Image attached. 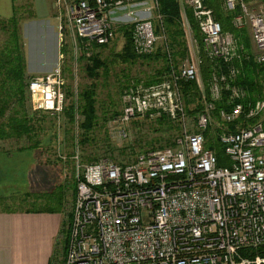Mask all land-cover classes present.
<instances>
[{
	"label": "built area",
	"instance_id": "2783aa9c",
	"mask_svg": "<svg viewBox=\"0 0 264 264\" xmlns=\"http://www.w3.org/2000/svg\"><path fill=\"white\" fill-rule=\"evenodd\" d=\"M143 1L54 0L53 5L64 10L73 62L86 60L93 45L113 38L112 11L120 8H126L134 54L152 53L163 36L161 16L157 0H147L150 4L142 11L155 9L157 34L151 14L141 18L130 8ZM209 1L176 0L179 23L182 31L184 25L190 29L189 11L206 56L230 64L240 50L232 33L222 31L214 19ZM220 1L227 11L238 6L231 24L247 25L253 60L264 64V0L256 9L243 0ZM57 20L61 44L64 27L59 15ZM193 42L195 52L189 54L186 48V57L162 79L125 87L120 110L111 118L125 138L129 122L163 115L176 127L169 145L138 150L121 162L106 157L82 161L74 146L69 156L74 195L64 214L67 232L60 264H264V99L242 102L243 92L231 88L225 98L228 108L215 110L224 76L212 75L205 96L198 84L200 59ZM164 51L168 53L166 45ZM64 60L65 54L57 51L49 71L27 79L32 110L56 116L62 112ZM236 73L230 65L227 76ZM179 80L198 85L200 106L193 114L187 113ZM212 116L219 121L213 130ZM207 129L213 131L225 165H217L205 146Z\"/></svg>",
	"mask_w": 264,
	"mask_h": 264
},
{
	"label": "rangeland",
	"instance_id": "374dc122",
	"mask_svg": "<svg viewBox=\"0 0 264 264\" xmlns=\"http://www.w3.org/2000/svg\"><path fill=\"white\" fill-rule=\"evenodd\" d=\"M39 1L41 0H16L17 4H26L25 14H27L26 11L32 13L31 18H23L19 24L25 75H33L32 72L36 71L41 73L49 71L56 61L57 51H61L65 54L64 88L65 91L71 93V95L64 93V105L71 98H76L80 88L93 82L97 120L95 127L90 132V140L82 144L78 141L80 138L77 126L80 119L78 114H75L74 121L69 123L63 113L56 116L44 111L32 110L29 98L24 100L22 111L32 120L33 135L29 136L30 138L20 137L18 140L0 139V208H38L43 205V201H37L36 196L53 188L55 192L63 191L62 198L68 208L71 202V193L74 190L73 166L69 158L74 146L80 150L82 161L88 162L89 157L95 159L106 157L112 161L121 162L127 160L136 151L147 148L148 145L145 142L158 135L152 131V128L156 126L154 119L142 118L129 122L126 125L130 130L129 136L122 138L117 133V125L111 121L112 116L108 115L112 111L117 113L120 110V95L125 88H122L123 85L134 83L137 78L145 79L160 66L161 61L136 60L131 64L119 62L114 53L120 50L124 39L120 30L114 27V36L106 46L92 49L93 52H98V55L105 61L107 73L99 72L96 78L88 77L83 69L85 60L81 58L82 60L75 63L70 56V31L65 23L63 7L58 10L53 5L54 0H42L43 6ZM261 1L244 0L246 5L252 9H256ZM21 9L22 7L19 10L21 11ZM150 14L153 29L157 28L156 33L160 34L154 8L151 9ZM58 15L62 18L60 23L64 27L61 32V44L58 42L56 30ZM44 20L47 29L43 27ZM239 29L247 35L249 42L247 52L253 57L254 47L249 29L246 24ZM183 31L187 53L192 54L195 52L194 37L186 25L183 26ZM233 37L237 43L236 36L233 35ZM163 40V36L159 35L156 47L160 46ZM238 47L240 52L244 53L242 46L238 45ZM198 84L203 91L199 78ZM194 104L195 102L189 103L186 105V109L192 108ZM13 108H15V104L14 107L12 105ZM12 109L6 114L9 115ZM104 114L105 116H103ZM213 120L215 123L213 122L210 127L212 130L219 123L214 117ZM212 130L209 131V136L212 141H215ZM172 133L175 134L176 130ZM31 142H35L36 146H27Z\"/></svg>",
	"mask_w": 264,
	"mask_h": 264
},
{
	"label": "trees",
	"instance_id": "16d2710c",
	"mask_svg": "<svg viewBox=\"0 0 264 264\" xmlns=\"http://www.w3.org/2000/svg\"><path fill=\"white\" fill-rule=\"evenodd\" d=\"M11 1L10 16L6 18L0 17V139L2 140H10L11 138L18 140L20 137L30 138L29 136L33 135L32 120L22 111L24 100L28 99L26 81L30 75L27 76L24 72L25 63L19 35L20 21L23 18H31L32 13L31 11H26L27 14H25L26 4H17L16 0ZM207 5L211 8L214 19L219 22L221 30L228 31L236 36L237 45L242 46L244 53L247 52L249 48L247 35L244 31L241 32L239 28H235L231 24L233 15L238 12V6L233 11H227L222 9L220 0H211ZM156 11L161 16L164 40L150 54L141 56L134 54L129 38L130 25L123 24L118 28L124 39L120 50L114 53L119 62L131 64L136 60L161 61L160 66L154 69L151 75L143 80L137 78L134 80V83L141 82L143 85L154 83L162 79L171 69H175L186 57V46L183 39V31L179 23L176 0H157ZM186 15L190 30L198 47V57L200 59L198 69L204 95H208V86L212 75H215L217 78L221 75L224 76V81L220 82L222 88L221 99L215 102V110L220 107L228 108L225 105V98L231 88L243 92L242 102H253L258 98L264 99V64L255 63L253 57L248 52L244 55L240 51H238L239 58L234 59L230 64L224 63L218 58L207 57L202 48L201 36L191 19L189 11H187ZM106 44L93 45V48H103ZM164 45L167 46L168 53L164 51ZM230 65L237 70V73L233 77L227 76ZM83 69L85 74L92 78H96L99 72L107 73L108 71L103 58L98 55V52L93 51L86 58ZM178 83L184 96L185 104L188 105L191 102H195L192 108L186 109L188 114H193L200 106L198 85L194 80H179ZM127 86V84H124L122 88ZM63 90L66 95H71L67 90L65 91L64 87ZM14 104L15 108L12 109V105L14 107ZM10 109H12V112L7 115L6 112ZM118 112L112 111L108 116L113 117ZM61 113L66 116L69 123H72L74 115L78 114L80 116L77 125L80 135L78 141L82 144L89 141L90 132L95 127L97 120L95 85L93 82L80 88L76 94V98L68 100V103L63 106ZM154 121L156 122V126L152 128V131L158 133V135L145 142L148 145L147 148L169 145L174 135L172 131L176 130L175 125L163 115L154 118ZM205 137V146L213 151L216 164L225 165L226 160L223 157L221 147L216 141L210 139L208 129L205 131ZM27 146L34 147L36 145L35 142H31ZM96 159L94 157L88 158L89 161ZM62 195V190L55 192L54 188L48 192H41L40 195L36 196V200H42L43 205L38 208H29V210L62 211L63 222L59 234L63 250L67 232L64 214H67V208ZM73 195L74 190L71 193V199Z\"/></svg>",
	"mask_w": 264,
	"mask_h": 264
},
{
	"label": "crops",
	"instance_id": "0c3cea01",
	"mask_svg": "<svg viewBox=\"0 0 264 264\" xmlns=\"http://www.w3.org/2000/svg\"><path fill=\"white\" fill-rule=\"evenodd\" d=\"M39 2L44 5L42 0ZM11 3V0H0V17L10 16ZM147 3L144 0L130 8L138 17H147L150 13L142 11ZM125 12L126 8L112 11L115 27L129 22ZM43 22L47 29L46 21ZM62 222V211L0 208V264H60Z\"/></svg>",
	"mask_w": 264,
	"mask_h": 264
}]
</instances>
